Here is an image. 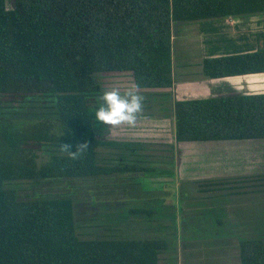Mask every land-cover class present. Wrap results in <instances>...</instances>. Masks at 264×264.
Wrapping results in <instances>:
<instances>
[{
  "label": "trees",
  "instance_id": "obj_1",
  "mask_svg": "<svg viewBox=\"0 0 264 264\" xmlns=\"http://www.w3.org/2000/svg\"><path fill=\"white\" fill-rule=\"evenodd\" d=\"M262 13L264 0H15L12 8L0 0V119L4 97L44 99L54 110L1 134L0 264H160L166 240H83L72 197L22 200L6 183L151 172L137 163L100 164L96 75L130 73L139 89H172L175 24ZM203 72L212 79L263 74L264 47L205 58ZM174 131L179 143L264 139V92L177 100ZM29 142L71 152L87 143L88 150L77 159L54 152L39 163ZM240 258L264 264V241L243 240Z\"/></svg>",
  "mask_w": 264,
  "mask_h": 264
},
{
  "label": "rangeland",
  "instance_id": "obj_2",
  "mask_svg": "<svg viewBox=\"0 0 264 264\" xmlns=\"http://www.w3.org/2000/svg\"><path fill=\"white\" fill-rule=\"evenodd\" d=\"M7 5L9 8L14 7L15 0H7ZM215 20L174 25L175 81L179 86L183 85L182 88L188 89L187 93L193 91L192 94L189 93L191 96L185 98L179 95V99L212 95L215 85L214 82L209 81L212 78L203 73L201 63L203 58L222 53L223 50L228 51L229 48L235 51L236 45L239 44L234 40L231 42L216 40L218 37L216 34L226 26ZM244 21L243 28L251 26V30H257L258 33L263 30L264 35V15L256 18L249 17ZM237 23V21L233 24L229 23V27H241V25H235ZM229 31L226 29L221 32ZM257 41L258 47H264V37L259 36ZM96 76L102 88L118 86L125 89L134 83L130 73H98ZM248 80L247 87L250 91L264 92V75H257ZM179 86L176 85L172 90H177ZM139 90L140 93L146 92L141 94L144 100L148 99V104L143 108L142 113L138 114V122L136 121L134 126H116V131H114L116 127H108V130L103 132L106 126L98 122L97 138L99 140L96 146L100 148L101 153L105 152L102 145L104 141L101 140L105 138L112 140L117 137L118 143L121 144L127 140L130 148H136L138 142L131 141L134 137L130 138L129 133L122 136L121 133L129 132L131 128L146 129L139 126L141 116H144V119H155L160 123H162L161 120L164 122L174 116V104L178 100L176 92L170 95H158L163 92L150 89ZM3 107L0 120L6 121H0V156L6 152V150L3 151L5 140L1 134L6 132L12 134L54 112L51 108L52 104L44 99L25 100L4 97ZM50 117L54 118V116ZM159 129L161 126L159 128L154 126L150 128L149 133L157 135L163 133L162 131L160 133ZM115 134L118 135L115 136ZM157 137L145 135V138L135 139L142 143V146L146 144L147 147L149 145L155 150V158L149 165L151 172L129 174L130 181L121 177V174H114L100 179L14 180L7 182L6 187L15 189L22 200L34 197H72L75 205L77 234L83 240L159 238L166 240L170 248V251L161 255V264H229L223 260L226 258L231 263L238 264L239 238L241 242L244 239L264 241V140L179 143L174 136H172L173 139L168 137L167 141L164 140L165 137L163 141L159 136ZM255 142L258 143L255 144ZM247 144L253 145L241 147ZM211 145L238 147L233 151L236 157L230 154V150L206 151V146ZM10 146L11 143H7L8 150ZM25 147L39 156V163L47 161L54 152L63 151L60 147L38 146L34 142H29ZM198 147L202 148L197 149L193 154L194 149ZM114 152V156L111 157L113 159L115 155H121L122 148L119 147ZM219 154L225 155L226 159L220 161L215 158ZM100 158L102 159L101 156ZM106 160L105 163L109 165L114 163L108 161L110 157ZM19 163L20 161L16 159L15 164ZM199 178L212 182L211 179L219 178L217 185L223 184V180L225 182L227 180L229 184L230 182L237 184L233 190L230 188L222 190L219 186L199 187L194 184V180ZM244 186L252 189L242 190ZM141 193L144 197H141ZM134 209H143L147 212L144 215L145 218H141V214L132 213ZM149 211H152V214L149 215ZM251 212L254 214L255 221L245 217ZM237 215L241 219H235ZM243 216L247 219H243ZM141 222L144 228L141 227ZM242 222L250 223L251 227L250 231L243 232L244 236L239 229ZM228 242L231 251L227 255V247L223 244Z\"/></svg>",
  "mask_w": 264,
  "mask_h": 264
},
{
  "label": "crops",
  "instance_id": "obj_3",
  "mask_svg": "<svg viewBox=\"0 0 264 264\" xmlns=\"http://www.w3.org/2000/svg\"><path fill=\"white\" fill-rule=\"evenodd\" d=\"M261 15H264V14L245 15V16H238V17H227V18H222V19H216L215 21L222 22V24L224 23L225 26H226L221 31H223V30L225 31L226 29L227 30L229 29L230 31L228 33H223L220 30H218L220 32H218L216 34V35H218L217 39H216V37H214V38L212 37V38L216 39V40H219V41L220 40H227V42H231L232 40H234V41H238L239 44L236 45L235 51H233V48H229L228 51H224L223 50L222 53H217V54H214V55H209V56L204 57L202 62H201L202 65H203V61H204L205 58L219 57V56H225V55H231V54H237V53H247V52H253V51L258 50L259 47H258V43H257L258 41L257 40H258L259 36L261 37V35H262V37H264L263 30H261V32L258 33L257 30H251L252 29L251 26L243 28L242 24H245L244 20L246 18H249V17L250 18L251 17H255L256 18L257 16H261ZM235 21L238 22L235 25H241V27L240 26H238L237 28H236V26L229 27V25H230L229 23L233 24V23H235ZM188 23H193V22H188ZM178 24H184V23H178ZM173 40H174V37H173ZM246 40H248V41H246ZM173 69H174V66H173ZM257 75H264V73L263 74H250V75H245V76H236V77H227V78L209 80V81H212V83L214 82L213 84L215 85L214 88L212 89L213 94L210 95V96H205V97L198 96V97L199 98H207V97L227 96V95H236V94H255V92L250 91L247 86L249 85L248 84V82H249L248 79L253 78V77L257 76ZM132 79L134 80L133 77H132ZM231 82H233L235 85L234 84L232 85ZM212 83H210V84H212ZM176 85L179 86L178 84H176V81H175V86ZM181 86H183V85H181ZM181 86L178 87V89H177L178 91L176 89L172 90V89H174V87H173L172 89H167V90H157V92H163V93H159L158 94L156 92V94H158V95H170V94H173L174 92H176L178 100H186V99H179V95H181L180 96L181 98H185V97L191 96L189 93L192 94L193 91H189V93H187L188 89H185L184 87L182 88ZM244 86H246V87L244 88ZM141 93H146V92H141ZM260 93H263V92H260ZM147 94H149V93H147ZM151 97H152V95H151ZM149 99H151V98H149ZM193 99H197V98H193ZM147 100L148 99L144 100V107H146L147 104H148ZM144 118H145L144 116H141V121L139 122V126H141V128L146 127V129L133 130L131 128V129H129V132L127 131V132H122L121 133L122 136H124L125 134L129 133V136H131L130 138L134 137L133 139H131V141H133L135 143L138 142L137 145H136V148L135 147L134 148H130V146H129L130 143H128L127 140L125 141V139H123L125 141L124 143H122V144L118 143L119 139L117 137L112 139V140H108L106 138L105 139H101L102 141H104L102 143V145L105 148L104 149L105 152L101 153V151H99L100 148L98 149L97 146L95 145V150L98 153V159H99L100 164L109 165L108 163H105V161H107L106 159H108V157H110V160H108V161H111V163L114 162L111 165H109V166H112V167L117 165V164L115 165V163H122V164L123 163L124 164L137 163V165H139L140 167H146L148 169H151V167L149 165H151V163L153 162V159L155 158V150L151 149L149 147V145L147 147L146 144L142 146V143H139V141H136L135 139L140 140L142 138H145V135H154L155 138H158L157 136H159L161 141H163V137H165L164 140L167 141L168 137H170V138H172V136L175 137L174 116H171L169 118V120L164 121V122H163V120H161L162 123H160V121L158 122L155 119H151V118L144 119ZM154 126H156L157 128H159L161 126V129H159V130H160V133H161V131L163 133H161V134L158 133V135L155 134V133H151V132L149 133L150 128H152ZM166 128H168V129H166ZM114 129L113 130L116 131L117 127L114 128ZM107 130H108V126L103 128V132H106ZM117 135L115 134V136H117ZM258 140H261V139H258ZM228 141H234V140H228ZM209 142H214V141H209ZM180 143H198V142H180ZM256 143H258V142H255V144ZM252 145L253 144H251V145L247 144V145H242L241 147L242 148H244L243 146L250 147ZM144 146H145V148H144ZM119 147L122 148L121 155H115V159L111 158V157L114 156L113 154H115L114 151L117 150V148H119ZM201 148L202 147H198V148L194 149L193 154L196 152L197 149H201ZM206 148H207L206 151H208V152H215V151H219L220 152L222 150L223 151L224 150H230V152H231L230 154H233L234 157H236V155L233 153V151H235V149H237L238 147L234 148V146H232V148H233L232 149L229 146L228 147H224V146H221V145H211V146H206ZM100 156L102 157V159L100 158ZM215 158H217L218 160L221 161L223 159H226V156L219 154ZM102 162H104V163H102ZM236 163H238V162H236ZM129 174L130 173L122 174L120 176L125 178V179H127L128 181H130ZM217 179H219V178L211 179V180H213V182H212V181H208L205 178H199L197 180H194V184L198 185L199 187H215V186H219V189H222V190H224L226 188H230V190H233L234 189L233 187H236L235 186V184H237L236 182H233V183L230 182V184H229V182L227 180H226V182L223 180V182H224L223 184L218 183L220 185H217V182H218ZM222 179H224V178H222ZM130 183H132V182H130ZM225 185H228V187H225ZM247 186H248V184H247ZM247 186H244V188H242V190H244V189H249V190L252 189V188H247ZM202 190L205 191V189H202ZM141 197H144L143 193H141ZM141 215H142L141 218H145V216H144L145 214H141ZM253 216H254V214L251 212L248 215H246L245 217H247L248 219L252 218L251 220L255 221V219H253ZM245 217L243 216L242 218L243 219H247ZM234 218L235 219H238V218L241 219V217H239L238 215L236 217H234ZM142 223L143 222H141V227L144 228ZM239 229L242 232V235L244 236L243 232L245 230H249L250 231V229H251L250 223L247 224V222L246 223L242 222V224L239 225ZM242 235L240 237H242ZM141 239H159V238L147 237V238H141ZM241 239H243V238H241ZM230 242H232V241H230ZM240 244H241V240L239 238V249H238L239 250V254H240ZM223 245H225L227 247V255H228V253L231 251V246L229 245V242L226 243V244H223ZM169 249H168V251H170ZM200 250H201V248H200ZM202 252H203V250H202ZM161 255H160V258H161ZM227 255L225 256V258L227 257ZM202 259H203V256H202ZM223 260H226L227 262H229V264H237V263H231L230 260H228L227 258L223 259ZM160 264H161V260H160ZM238 264H242L241 258H239V263Z\"/></svg>",
  "mask_w": 264,
  "mask_h": 264
},
{
  "label": "clouds",
  "instance_id": "obj_4",
  "mask_svg": "<svg viewBox=\"0 0 264 264\" xmlns=\"http://www.w3.org/2000/svg\"><path fill=\"white\" fill-rule=\"evenodd\" d=\"M144 97L140 93L139 86L135 83L127 88L118 86L102 88L96 97V108L94 111L95 121L108 126L120 125L134 126L138 114L143 111ZM72 159H77L88 150L87 143L78 145V151H68V146L62 147Z\"/></svg>",
  "mask_w": 264,
  "mask_h": 264
}]
</instances>
